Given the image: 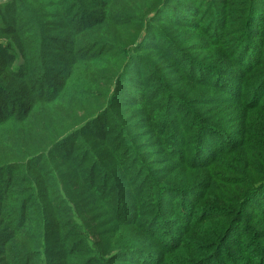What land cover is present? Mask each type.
<instances>
[{
  "label": "trees",
  "instance_id": "16d2710c",
  "mask_svg": "<svg viewBox=\"0 0 264 264\" xmlns=\"http://www.w3.org/2000/svg\"><path fill=\"white\" fill-rule=\"evenodd\" d=\"M17 15V49L0 58V264H264V0H0L4 23ZM164 45L180 54L187 97L170 88L182 81L174 71L161 70ZM138 60L152 125L171 121L181 102L187 146L203 160L167 166L121 146L135 160L134 195L100 247L108 210L91 200L101 193L90 178L109 182L110 163L132 167L109 145L98 156L92 137L104 117H124L111 109ZM71 137L80 157L56 158Z\"/></svg>",
  "mask_w": 264,
  "mask_h": 264
},
{
  "label": "rangeland",
  "instance_id": "374dc122",
  "mask_svg": "<svg viewBox=\"0 0 264 264\" xmlns=\"http://www.w3.org/2000/svg\"><path fill=\"white\" fill-rule=\"evenodd\" d=\"M19 22H21V19L18 17V15L16 17H12V22L8 23H4L3 19L0 16V58L2 59H10L13 54L12 52L17 49V46H15L12 50L9 47H13L11 44H13L12 41L16 38L13 28L22 27L18 26V24H20ZM5 26H7V28L3 30ZM160 49L161 53L164 49L169 51V55H167V57H165L163 61H161V65L163 66V69L161 70L164 71L168 70L169 68L174 71V74L171 76L175 77L176 81L182 80L181 74L185 72V70L179 71V68L176 65L177 62L181 59L178 51L173 50L168 45H164V47L162 46ZM11 64H14V61ZM145 66V63L142 60L135 61L132 66L133 69L130 68L128 70L132 77L128 78L127 82L123 85V87L119 89L120 91L116 95V100L120 101V108H112L111 112H113V114L117 118H120L121 115L125 114L124 117H121L120 123L111 122L109 119H106L104 117L102 123L100 121L101 127H103L104 130L102 132V135L96 137L93 134L94 137H92L94 139V142L98 144L97 148L92 146L93 151L98 156L100 154H103V156H105V152H102L104 148L103 146L109 145V150L113 149L115 153H117L118 150H121V156H119L117 160H121L122 162H129L130 167H132V172L130 173L128 170H124V163L117 165H113L110 163L109 165H107L109 171L105 174L106 177L110 179V181L107 182V179L105 181L101 180V175L99 174V168L101 166H104V164H94L96 165V174H99L100 177L94 178L91 176L92 178H90V182L97 183V191L98 193H101V195H95L92 197L93 199L91 198V200L95 203L100 202L106 204L104 205L103 209L108 210L104 215L107 223L102 229L103 234L98 235L99 239L96 238V241L99 240L98 245L100 247H104V243L110 240V235H108V233L106 232L108 230L107 228H110V226H113L118 222V220L113 221V218L116 216V212H118L119 214H121L122 212V215L126 216L127 214L125 213L129 211V208L127 206H129V204H132L131 197L132 195H134L132 183L134 182L135 176L133 172L136 168L135 160L131 159L133 160L131 161L127 158H124L122 156L124 154V148L121 146H138L136 154L138 156H141V160L144 161L151 158H160V160H164V162H166L167 166H169V164L173 162H175L176 164V162H180L181 160H186L188 162H198L203 160V158L200 157L198 159L195 158V160L193 161V153L191 150L192 147L187 146V142H191V135L187 132L188 126L186 119H180L178 115L180 110L183 108L181 102H175L173 104L174 107L171 108L170 112L172 113V115L174 114V116L172 117L171 121L166 118V122H164L161 126L152 125V123H154V120L156 121L155 118L157 116L155 117L153 112L146 113L145 110L147 105L143 107V105H141L140 103L143 102L141 101L142 93L144 94V96H146L147 94L144 91V85H142V82H146L148 80L146 75L149 71ZM135 80L137 81L135 82ZM156 83L157 82H155V84ZM170 88L174 91H181L180 95L183 97H187V90L189 88L187 80H182L177 85H172ZM209 90L210 89H202L201 93L209 92ZM181 114H183V112H181ZM100 123H98V125L96 126H100ZM127 123L130 125H128ZM121 125L126 129L128 128V136L122 134V131L119 129V126ZM78 141L79 139H75V137L69 138L56 149L58 154L55 157L60 158L61 154L66 153V151L68 150L72 151V154L76 155L75 157H80V153L76 154L75 151L73 152L75 148L77 149L76 146H78ZM155 143H157L156 145H158L157 148L160 151L159 155H153V152H155V147H151V145ZM87 150L88 152H92L91 148H88ZM212 150H214L213 147L209 150V154H204L202 156L207 158L208 155L212 153ZM54 152L55 151H53V153ZM88 152L86 153L88 154ZM69 154H71V152ZM89 165L90 163L86 164V169H88ZM112 174L114 175V177H112ZM55 176L56 174L54 173L53 177ZM61 179H63V175H61ZM184 186L186 188L187 185ZM176 194L177 193H175L174 191L170 194H164V196L170 198V201H168L167 203L168 209H171L172 206H176L177 203H174V201H172V196H175ZM178 196H186V194H178ZM114 205H117V210L114 207L112 208V206ZM109 210H111V212ZM54 220L59 222L58 217H55ZM52 232H54L55 236H58L57 239L54 238V244L59 242V245H62L63 230L53 228ZM71 240L73 239H70V241ZM114 243L109 244L108 248H112ZM58 250V252H61L62 250H64V248L59 247ZM112 250L110 251L111 255L114 253V251ZM128 254V252L122 253L118 257V259L126 260ZM134 257L139 258V255L135 254ZM56 258H59V256L56 255Z\"/></svg>",
  "mask_w": 264,
  "mask_h": 264
}]
</instances>
